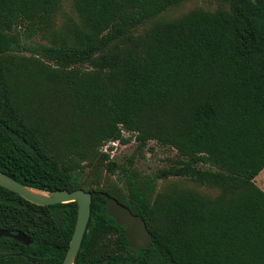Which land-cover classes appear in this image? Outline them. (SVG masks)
I'll use <instances>...</instances> for the list:
<instances>
[{
  "label": "trees",
  "instance_id": "trees-1",
  "mask_svg": "<svg viewBox=\"0 0 264 264\" xmlns=\"http://www.w3.org/2000/svg\"><path fill=\"white\" fill-rule=\"evenodd\" d=\"M0 0V171L45 191L91 193L74 264H264V0H227L134 29L185 0ZM48 38L27 59L12 54L16 27ZM43 58V59H42ZM175 149L167 168L143 177L100 152L106 141ZM116 171L123 189L82 184L84 161ZM177 176L217 187L155 192ZM114 197L144 219L148 247L132 249L107 214ZM75 201L38 205L0 186V264H62ZM116 236V249L105 238Z\"/></svg>",
  "mask_w": 264,
  "mask_h": 264
},
{
  "label": "rangeland",
  "instance_id": "rangeland-1",
  "mask_svg": "<svg viewBox=\"0 0 264 264\" xmlns=\"http://www.w3.org/2000/svg\"><path fill=\"white\" fill-rule=\"evenodd\" d=\"M227 6V0H185L178 5L167 8L155 18L145 21L134 29L133 33L134 35L142 34L153 23L174 19L192 9L201 8L205 10H215ZM70 18H75L71 7V1L62 0L60 8L55 16L54 29L60 30ZM16 32L18 34V41L13 46L11 53L19 58L27 59L39 48L40 44L48 43V38L42 37L40 33H30L29 30L26 29L25 24L18 25L16 27ZM123 136L128 137L129 140L124 143L120 142L117 145L113 158L110 159L115 160L117 163L126 164V159L131 157L132 163L129 167L135 169L143 177L151 176L154 172L167 168L171 162L170 159L175 158L176 151L173 148L162 146L154 140L148 141L144 147H139L134 134L123 131ZM100 147L99 151L101 152ZM83 163L85 166L82 174V184L86 188H92L96 184H99L104 187L115 186L123 189L124 183L121 177L119 178L116 171L112 172L107 170L103 162L91 159ZM254 181L257 185L260 184L258 178H254ZM258 186L261 188V184ZM189 187L210 198H214L221 193V190L217 187L199 185L189 179L177 176H170L166 179H156L154 190L155 192H161L172 189H187ZM108 235L109 236L104 239L107 243L104 246H107V249H116L114 245L116 236L111 233Z\"/></svg>",
  "mask_w": 264,
  "mask_h": 264
},
{
  "label": "water",
  "instance_id": "water-1",
  "mask_svg": "<svg viewBox=\"0 0 264 264\" xmlns=\"http://www.w3.org/2000/svg\"><path fill=\"white\" fill-rule=\"evenodd\" d=\"M0 186L12 190L26 200L38 205H49L70 201H75L77 203L76 222L69 240L66 254L62 261V264H74V259L80 249L90 216L91 193L80 188L74 190H40L26 186L1 171ZM106 207L107 214L111 216L117 224L125 226L124 236L126 237L130 248L141 249L150 245L152 234L147 229L143 218L133 214L126 205L120 203L114 197H106ZM1 236L12 237L22 241L24 244H29L31 241L22 232L12 234L6 229H0V237Z\"/></svg>",
  "mask_w": 264,
  "mask_h": 264
},
{
  "label": "built area",
  "instance_id": "built-area-1",
  "mask_svg": "<svg viewBox=\"0 0 264 264\" xmlns=\"http://www.w3.org/2000/svg\"><path fill=\"white\" fill-rule=\"evenodd\" d=\"M119 143H120L119 139L106 141L101 145L100 150L101 152L108 154L109 158H113L115 154V150Z\"/></svg>",
  "mask_w": 264,
  "mask_h": 264
},
{
  "label": "crops",
  "instance_id": "crops-1",
  "mask_svg": "<svg viewBox=\"0 0 264 264\" xmlns=\"http://www.w3.org/2000/svg\"><path fill=\"white\" fill-rule=\"evenodd\" d=\"M255 178H258L260 184H261V188L264 191V168L255 176ZM258 184V185H260Z\"/></svg>",
  "mask_w": 264,
  "mask_h": 264
},
{
  "label": "bare ground",
  "instance_id": "bare-ground-1",
  "mask_svg": "<svg viewBox=\"0 0 264 264\" xmlns=\"http://www.w3.org/2000/svg\"><path fill=\"white\" fill-rule=\"evenodd\" d=\"M36 192V191H35Z\"/></svg>",
  "mask_w": 264,
  "mask_h": 264
}]
</instances>
